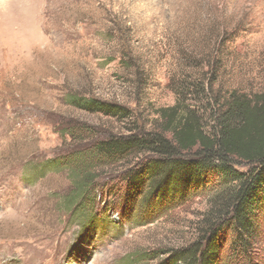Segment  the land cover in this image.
<instances>
[{"label": "rangeland", "instance_id": "obj_1", "mask_svg": "<svg viewBox=\"0 0 264 264\" xmlns=\"http://www.w3.org/2000/svg\"><path fill=\"white\" fill-rule=\"evenodd\" d=\"M193 80L215 95L264 89V0H0V264H160L194 239L212 188L150 213L131 208L122 174L102 175L91 206L72 207L71 171L52 163L152 129ZM73 95L129 116L86 112ZM258 219L249 264H264Z\"/></svg>", "mask_w": 264, "mask_h": 264}, {"label": "trees", "instance_id": "obj_2", "mask_svg": "<svg viewBox=\"0 0 264 264\" xmlns=\"http://www.w3.org/2000/svg\"><path fill=\"white\" fill-rule=\"evenodd\" d=\"M195 84L174 89L175 103L157 109L152 129L94 139L52 163L71 171L72 207L84 200L91 206L102 175L122 174L133 195L131 208L147 206L150 213H164L212 188L197 236L170 250L160 264H249L264 211V89L215 95L212 84L199 81L196 91ZM195 94L209 116L190 104ZM70 101L89 113L129 116L117 103L77 95Z\"/></svg>", "mask_w": 264, "mask_h": 264}]
</instances>
